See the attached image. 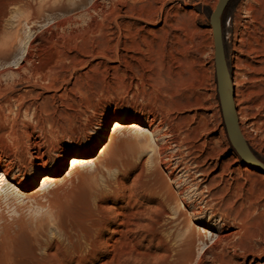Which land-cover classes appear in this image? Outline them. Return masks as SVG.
Returning a JSON list of instances; mask_svg holds the SVG:
<instances>
[{
    "label": "rangeland",
    "instance_id": "obj_1",
    "mask_svg": "<svg viewBox=\"0 0 264 264\" xmlns=\"http://www.w3.org/2000/svg\"><path fill=\"white\" fill-rule=\"evenodd\" d=\"M217 1L0 0V33L8 39L6 45L0 42V50L5 47L3 51L11 57L21 53L20 44L36 38L39 44L30 51L31 60L24 65L21 76L28 77L32 67H44L48 76L46 81L35 84L31 79L17 81L11 59L0 63V90L6 95L0 104L5 101L7 104L0 111L5 116L0 119L5 127L1 132L15 127L19 133L27 131L35 135L42 128L56 137L44 158V169L28 164L23 172L26 180L21 187L25 195L0 200V264H53L50 252H61L67 258H85L92 247L95 257H88L81 264H264V253L254 250L253 258L238 246L245 230L233 207L217 199L213 201L217 208L214 217L209 210L200 217L189 214L199 205V195L206 190L204 183L196 189L199 195L192 197L191 192H185L169 199L165 213L156 207L148 210L149 201L163 200L152 186V174L158 170L155 151L151 152L144 136L125 130L112 131L111 123L118 117L125 123L151 124L148 125L151 131L158 130L152 136L156 149L157 145H168L175 128L183 131L187 127H200L190 149L182 147V152L190 150L193 154L198 150L202 157L213 155L204 160L208 178L215 181L212 191L231 186L237 203L246 197L256 200L260 196L259 205L263 204L264 193L244 179V163L232 150L222 121L209 25V15ZM162 3L173 15L171 24H176L175 30L164 27L162 21L150 25L129 16L130 11L156 12ZM93 4L98 8L92 9ZM246 11L254 17L247 40L253 45L255 41L264 42V0H231L222 15L223 43L231 78L236 72L235 57L249 60L235 50ZM102 12L118 14L115 21L119 30L112 22H106L99 33L89 32L91 20L100 22ZM163 27L166 34L159 31ZM117 37L120 46L116 52L137 57L130 63L132 68L118 65L113 58L114 50L107 52ZM104 53L110 54V61L102 56ZM169 59L171 67L185 78L182 87L174 84L167 71ZM113 65L118 68L110 69ZM235 106L241 111V103ZM240 116L239 121L252 135L254 155L264 166V135L251 125L249 117ZM173 118L178 125L171 122ZM24 142L30 143L31 138ZM80 144L88 146L81 151L84 155L96 146L97 155L107 145L101 158L108 167L79 168L38 193H33L38 186L27 189L36 177L40 184L39 177L53 173L60 156L76 150ZM26 150L31 152V146H26ZM25 157L27 162L29 157ZM251 171L252 175H264V169ZM17 172L14 167L11 174ZM156 172L157 178L177 190L163 165L159 164ZM61 174L66 175L67 171ZM236 181L244 186L237 188ZM180 202L191 205L188 216L200 224L209 221L223 236L214 250L204 248L199 254L202 244L195 239L191 255L185 252L178 260L173 258L177 241L186 230L183 227L186 214H175ZM239 204L250 207L246 202ZM259 205L245 222L249 231H256V236L247 241L252 248L264 247V234L260 235L255 224L263 208ZM140 208H146L143 217L138 213ZM116 211H123L124 216ZM56 212L64 221L63 226L57 224ZM134 221L156 233L164 243H151L142 235L143 228H134L122 240H115L117 228L128 227Z\"/></svg>",
    "mask_w": 264,
    "mask_h": 264
},
{
    "label": "bare ground",
    "instance_id": "obj_2",
    "mask_svg": "<svg viewBox=\"0 0 264 264\" xmlns=\"http://www.w3.org/2000/svg\"><path fill=\"white\" fill-rule=\"evenodd\" d=\"M217 4V3H216ZM216 6V5H215ZM98 6L93 4L92 9H97ZM157 13L158 16H157ZM169 9L164 8V4H161V7L155 12L154 10H150L147 12H144L142 14L134 13L133 11L129 12V16L135 20L142 21L146 24H152L155 25L158 23V21H162L164 27H169L170 30H175L176 24H171L174 19L170 15ZM118 16L117 13H104L102 12V20L100 22H96L95 20H91V24L87 27L90 33H99L100 29L104 27V23L106 22H112L115 27L119 30L120 25L116 23L115 19ZM157 16V17H156ZM244 21L242 23V31L240 34V39L238 42V46H236L235 50L242 55H245L249 58V60H241L239 57H235L236 63H235V77L232 79V85L234 87V94L237 96V98L234 99L235 105L236 103H241L242 109L241 111H237V115L239 116V120L241 119L240 114L244 117H249L251 120V125L256 126V129L260 131L264 135V42L259 43L258 41H255L254 45L249 42L247 39L250 37V31L251 26L254 17L249 11H246L244 14ZM108 25V24H107ZM164 27L159 29L162 33H167V30H164ZM254 28V26H253ZM255 29V28H254ZM147 32L152 33L153 31L147 30ZM101 37L100 39H102ZM8 39L3 38V36L0 33V42L4 45L7 44ZM39 42L36 40V38H29L28 41L25 44H20L19 50H21V53H18L16 55H13L10 57L9 53L4 52V48H1L0 50V63H6L10 59L13 62V67L11 66V70L15 73V76L17 78V81H27L32 80L33 84L35 82L39 81H46L48 79V76L45 74V68L42 67H32L29 69V76L28 77H22L21 72L25 70V64L29 63L31 60V50H34L38 46ZM120 46V40L115 39L112 45L108 46L107 52L112 49L114 50V60L117 61L118 65H122L125 68H132V65L130 64L131 61H136L137 57L133 55H123L118 54L116 51L118 47ZM130 49H133L132 46L129 47ZM103 50V49H102ZM98 53V52H97ZM96 53V54H97ZM102 54V53H101ZM105 57L106 60H111V56L108 53H104L102 55ZM128 59L130 62H128ZM171 59H169L166 63L167 71L171 74L172 81L174 84H176L178 87H182L185 78H182L179 73H177L171 66ZM8 65V63L6 64ZM110 69H117L115 65L109 67ZM247 76V77H246ZM6 95L5 93L0 90V99H5ZM6 103V101L4 102ZM0 104V111L7 107V104ZM220 107V106H219ZM208 109V108H206ZM3 116L0 112V119H2ZM177 119V117H176ZM207 120V119H206ZM179 121V120H178ZM173 124L175 123V118L171 121ZM176 125H178L176 120ZM112 131H120L125 130L126 132L132 133L134 135L138 136H144L146 139H148V143H150L149 147L151 152H154L156 155L157 165L159 171V164L163 165L165 169H167L168 179H172V182L177 187V190H173L170 186V184L167 181H164L157 178L158 172H154L152 176L154 177L152 186L153 188L157 189L162 194V201L159 200H152L149 201L148 204V210L152 209L153 207H156L158 210L162 211L163 213L166 212V202L169 201V199H172L175 197V195L182 196L185 194V192H191L193 195L198 194L199 192H196V189L199 188V184L204 183V188L206 190L203 191L202 194L199 195V205H194L196 208H194L189 214H193L196 217H200L203 215V213L206 210H209L212 217H214L215 213L214 211H217L216 206L214 205V200L219 199L221 202H223L225 205L233 207L234 210L237 213V217L240 218V221L244 224V239L240 240V244L238 246L240 249L244 251V253L251 254L253 258L255 257V251L257 253H260L261 255L264 253V247H255L252 248L250 244L247 243V241L250 240V238L256 236V231H249L247 229V224H245L248 216L252 214L251 211H256V207L260 204L262 198H259L260 196H256V200L253 197H246L242 202L239 203H249L250 207L243 208L242 204L237 203V201L233 198L236 196L234 192H230V187H218L216 191H212V188L215 186L214 178H208V168L205 167L206 164H204V160L210 157H213L212 154H204V157H202L201 151L191 153L190 150H186V152H182V147H186L187 149H190L189 145H191V141H193L201 131L200 127L195 128H185L183 131H181V128H175L173 132H171V137L169 138V143L166 147L163 145H157V148L155 149V144L153 142V135L158 132L157 129H153L152 131L149 129L151 124H144L140 121H131L128 123L124 122V119L122 117H118L116 120H114L112 123ZM149 125V127H148ZM157 126V124H156ZM240 131L242 133V136L244 137V140L246 141L250 151L254 154L256 151L254 150V146L252 143V135L246 131V129L243 127V124L241 121H239ZM41 128V127H40ZM5 129L3 123H0V200H3L6 197H9L10 195L16 196L18 194L25 195L22 192V181H25L26 179L24 176V171L27 169V165L30 164L32 167L40 169H44L46 166V161H44V158L47 154V151L49 150V147L51 146L50 143L52 140H55V133L49 132L45 133L43 132L42 128L39 130L37 134L34 135L33 132H22L19 133L14 130H11L9 132H1ZM177 129V130H176ZM32 136H35L32 139ZM31 142L28 144H25V139H30ZM30 141V140H29ZM31 146V152L26 150V146ZM106 146H103V148L100 150V152L97 153V146L94 147L91 152L87 155H84L81 153L83 150H87V145H79L76 150H73L72 152H67L64 155L60 156L59 160H57V165L54 168L55 171L53 173H47L43 174L39 182L37 183L38 178H35V181L32 182L31 186L27 187V189H34V187L38 188L33 191V193H38L41 190H43L45 187H48L52 184H56L63 180L65 177L71 175L74 171H76L79 168H90V167H97L102 166L103 168L108 167V163L102 160L101 155L104 153ZM200 152V153H199ZM236 153V152H235ZM237 154V153H236ZM257 154V153H256ZM29 157V160L26 162V157ZM71 155V158L67 159ZM96 155V156H95ZM258 155V154H257ZM238 156V155H237ZM239 157V156H238ZM240 158V157H239ZM244 163V176L245 180L249 181V185L252 187L257 186V191L261 194L264 193V175L258 174V175H252V171L254 169H258L254 163L248 162V161H242ZM208 166V165H206ZM16 168L18 170L17 174H11V171L13 168ZM66 168V170H64ZM225 170V168H224ZM223 170V171H224ZM67 171L66 175H62V172ZM230 185V184H229ZM235 186L237 188H242L244 185L239 184L237 181L235 183ZM234 187V186H233ZM232 187V188H233ZM4 192V193H3ZM7 192V194H6ZM260 194V195H261ZM240 198V197H239ZM263 204L259 205L263 208H260L262 211L258 212L259 217L255 220V224L258 225L260 230V235L264 234V200L262 201ZM189 209L191 208V205L188 204L183 205L180 202V207L176 212V215L186 214ZM146 209V208H145ZM145 209L140 208L138 209L139 215L143 217L145 214ZM185 211V212H184ZM260 211V210H258ZM117 214L124 216L123 211H116ZM59 212L55 213L56 222L57 224L63 226V222L61 219H59ZM188 216L186 214V221L183 223V227L186 229L185 232L180 236L178 239V248L175 251L174 259L181 258L182 255L186 252L188 255H191L192 250L191 245L194 242L195 239H197L201 244V249L199 254L202 253V250L207 248L208 251H212L216 248L218 245V242L222 240V235L220 236L217 232L215 226L209 223V221L200 224L194 220L191 216ZM61 218V217H60ZM210 220V217L208 218ZM142 226V227H141ZM134 228L141 229L143 228L142 235L146 237L151 243H164V241L161 240L160 236H158L156 233L152 231H148L144 229V225L141 224L138 221H134L127 227L121 226L117 228L115 231L118 235V238L115 240H122L125 233H131ZM195 232H198L199 234L196 235ZM174 233H171V237H173ZM208 241H213L211 244H207ZM51 250V249H50ZM95 248L92 247L91 251L87 253V256L85 258H67L64 254L61 252H53L49 253V257L52 259L53 264H81L84 262L88 257H95ZM226 263V262H225Z\"/></svg>",
    "mask_w": 264,
    "mask_h": 264
},
{
    "label": "water",
    "instance_id": "obj_3",
    "mask_svg": "<svg viewBox=\"0 0 264 264\" xmlns=\"http://www.w3.org/2000/svg\"><path fill=\"white\" fill-rule=\"evenodd\" d=\"M231 0H218L214 10L209 15V25L212 32L214 68L217 85V96L222 116L223 125L232 149L242 161L254 163L258 169L263 170L264 166L250 151L240 131L237 109L235 106L234 87L226 61L222 15L226 5Z\"/></svg>",
    "mask_w": 264,
    "mask_h": 264
},
{
    "label": "trees",
    "instance_id": "obj_4",
    "mask_svg": "<svg viewBox=\"0 0 264 264\" xmlns=\"http://www.w3.org/2000/svg\"><path fill=\"white\" fill-rule=\"evenodd\" d=\"M233 150V149H232ZM237 155V154H236ZM238 157V156H237ZM239 158V157H238Z\"/></svg>",
    "mask_w": 264,
    "mask_h": 264
}]
</instances>
